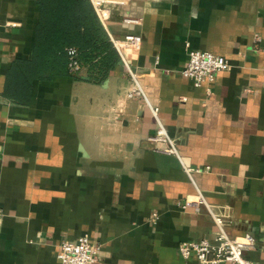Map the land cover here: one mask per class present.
<instances>
[{
    "label": "crops",
    "instance_id": "1",
    "mask_svg": "<svg viewBox=\"0 0 264 264\" xmlns=\"http://www.w3.org/2000/svg\"><path fill=\"white\" fill-rule=\"evenodd\" d=\"M105 7L110 40L139 35V49H122L101 84L62 75L22 93L9 72L31 58L40 9L0 0V264H59L60 244L84 235L95 264H199L178 245L214 241L216 217L229 239L252 237L244 258L264 264V0ZM188 49L228 68L194 87L181 75ZM126 65L144 99L127 96ZM158 123L177 155L153 151Z\"/></svg>",
    "mask_w": 264,
    "mask_h": 264
},
{
    "label": "trees",
    "instance_id": "2",
    "mask_svg": "<svg viewBox=\"0 0 264 264\" xmlns=\"http://www.w3.org/2000/svg\"><path fill=\"white\" fill-rule=\"evenodd\" d=\"M40 18L29 60L17 59L14 73L17 89L28 91L32 80H49L82 75L92 84H101L119 63V55L100 22L90 0H37ZM75 51L81 75L68 71V51Z\"/></svg>",
    "mask_w": 264,
    "mask_h": 264
},
{
    "label": "built area",
    "instance_id": "3",
    "mask_svg": "<svg viewBox=\"0 0 264 264\" xmlns=\"http://www.w3.org/2000/svg\"><path fill=\"white\" fill-rule=\"evenodd\" d=\"M95 13L100 22L105 26V22L109 17L108 9L105 7L106 0H90ZM130 18H124L123 22H135ZM119 57L122 49L138 50L141 44L139 35H126L121 40H111ZM69 63L68 71L72 75H81L82 70L75 59V51H68ZM127 73L133 85L131 91L127 94L129 98L136 97L144 99V92L138 83V77L127 65ZM228 68V62L225 58L216 54L198 50L187 51V61L181 70V75L189 79L194 87H200L203 84L210 85L214 82L217 73ZM152 114L157 119V110L152 109ZM153 143V151L166 155H177L176 145L173 139L169 137L166 130L160 123L150 138ZM209 170L205 168L183 167L184 173L190 177L192 173H204ZM200 197L196 201H185L183 208L201 204ZM1 215V211H0ZM156 219V217H153ZM214 223L217 226V232L214 241L201 239L199 241L182 242L178 245V253L184 260L193 256L199 264H256L249 262L244 258V252L252 250L255 242L252 237L245 235L240 239H229L224 231V223L222 219L216 217ZM98 248L89 242L87 236H81L76 241H64L59 246L57 260L59 264H95L96 253Z\"/></svg>",
    "mask_w": 264,
    "mask_h": 264
},
{
    "label": "water",
    "instance_id": "4",
    "mask_svg": "<svg viewBox=\"0 0 264 264\" xmlns=\"http://www.w3.org/2000/svg\"><path fill=\"white\" fill-rule=\"evenodd\" d=\"M86 79V78H85Z\"/></svg>",
    "mask_w": 264,
    "mask_h": 264
}]
</instances>
